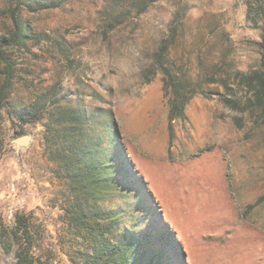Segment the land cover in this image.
Here are the masks:
<instances>
[{
    "label": "rangeland",
    "instance_id": "1",
    "mask_svg": "<svg viewBox=\"0 0 264 264\" xmlns=\"http://www.w3.org/2000/svg\"><path fill=\"white\" fill-rule=\"evenodd\" d=\"M36 2L0 0V55L13 74L0 100V218L32 214L33 264H94L99 246L90 218L102 204L83 205L78 222L50 161L51 104L112 111L122 151L113 162L132 182L114 205L133 212L118 222L161 247L160 264H264V124L241 81L259 66L261 29L247 19L244 0ZM13 16L24 25L20 40H11ZM161 43L170 69L199 90L184 118L172 121L154 65ZM3 70L0 58V81ZM31 100H46L48 109L21 124L17 106ZM24 134L31 140L16 147ZM0 264H17L4 237Z\"/></svg>",
    "mask_w": 264,
    "mask_h": 264
},
{
    "label": "trees",
    "instance_id": "2",
    "mask_svg": "<svg viewBox=\"0 0 264 264\" xmlns=\"http://www.w3.org/2000/svg\"><path fill=\"white\" fill-rule=\"evenodd\" d=\"M26 1L31 3L30 5L37 3L36 0ZM244 3L247 19H251L255 25H260L261 33L257 42L260 62L258 68L243 74L241 81L252 93L254 115L264 124V2L263 0H244ZM260 22L262 23L258 24ZM13 24L15 30L12 32L11 40H20L25 35L24 25L15 16H13ZM169 53V46L161 43L154 54V65L162 74L168 119L172 121L176 118H184L189 99L199 90L189 79L170 69ZM0 58L4 62L3 76L0 81V100H3L7 97L12 85L13 74L7 58L1 55ZM34 101L17 106L16 118L19 123L26 124L42 118L43 109H48L45 106L46 100ZM50 107L52 108V111L49 110L51 116L47 120L44 131L46 143L51 148L50 161L54 163L61 180L66 183L71 197L74 198L76 220L84 221L85 217H81L83 205L88 202L102 204L101 207H95L96 214L90 218L99 242L95 260H92V263H162L164 252L161 251V247H153L147 240H151L149 237H146L144 241L141 237L134 235L135 226H131V232L130 230L122 231L118 222V218L120 220L133 212L131 207L129 210L116 207V203L124 199L127 192L129 193L132 182L128 178L124 179L126 174L120 169L119 164L113 162L122 155V151L117 140L118 133L113 124L112 111L97 108L94 112L91 110L87 113L84 108L72 105L51 104ZM14 132L20 134L21 127L14 124ZM119 172H123V179L118 178ZM109 191L110 198L113 197V205L110 204V198L107 195ZM117 193H120V196L115 198ZM137 204L140 203L137 202ZM111 230L114 231V242H102L101 236L102 239L109 240L108 235ZM34 231L33 217L30 212L16 210L10 221L0 218V238L8 239L10 245L15 248L17 264H33L39 259L34 248ZM162 235H160L161 239L164 236Z\"/></svg>",
    "mask_w": 264,
    "mask_h": 264
},
{
    "label": "water",
    "instance_id": "3",
    "mask_svg": "<svg viewBox=\"0 0 264 264\" xmlns=\"http://www.w3.org/2000/svg\"><path fill=\"white\" fill-rule=\"evenodd\" d=\"M31 140V137L30 135L28 134H24V135H21V136H18L16 137L14 140H13V143L15 144L16 147H19V146H23V145H27L29 143V141Z\"/></svg>",
    "mask_w": 264,
    "mask_h": 264
}]
</instances>
